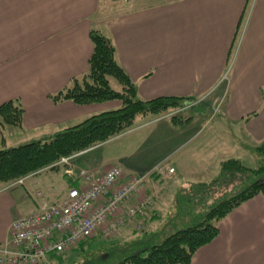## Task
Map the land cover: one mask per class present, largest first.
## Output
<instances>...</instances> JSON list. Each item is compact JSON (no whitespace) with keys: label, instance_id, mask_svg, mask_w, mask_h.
I'll return each mask as SVG.
<instances>
[{"label":"crops","instance_id":"obj_1","mask_svg":"<svg viewBox=\"0 0 264 264\" xmlns=\"http://www.w3.org/2000/svg\"><path fill=\"white\" fill-rule=\"evenodd\" d=\"M93 29L112 42L115 60L140 100L201 102L220 87L226 100L221 112L188 113L192 120L185 124L146 116L137 127L147 130L145 153L137 161L87 157L128 130L81 153L80 169L99 174L120 165L126 180L165 161L174 172L153 174L145 185L158 212L168 209L173 195L167 187L159 191L161 180L175 179L181 186L209 182L221 162L239 159L245 144L263 140L264 0H0V105L17 99L24 109L22 129L6 127L4 140L15 134L27 142L53 136L120 108L117 100L76 105L49 98L88 72ZM67 169L0 185V246L10 240L11 223L35 211L36 193L48 201L65 194L72 185ZM218 228L190 264H264V196L232 210ZM70 258L49 256L47 264H70Z\"/></svg>","mask_w":264,"mask_h":264},{"label":"trees","instance_id":"obj_2","mask_svg":"<svg viewBox=\"0 0 264 264\" xmlns=\"http://www.w3.org/2000/svg\"><path fill=\"white\" fill-rule=\"evenodd\" d=\"M89 37L92 53L88 72L49 98L53 103L71 101L76 105L117 100L121 103L120 108L90 116L53 136L6 147L4 129H22L24 109L17 99L4 102L0 105V185L12 184L29 175L59 170L61 159L70 158L71 161L127 132L138 117H166L174 124H185L191 119L187 115L189 112H185L199 106L194 105L197 100L182 97L140 100L136 86L115 60V49L110 39L96 29L90 31ZM111 81H115L119 89L114 90ZM254 153L261 162L257 168L247 167L240 159L225 160L211 181L180 186L172 195L168 209L156 212L154 205L157 201L144 186V194L151 199L152 206L144 217L141 230L125 226L135 231L136 238L116 251L119 252L117 264H190L196 251L218 235V224L223 218L244 202L258 195L264 196V138L254 148ZM66 165L63 164L64 167ZM70 178L72 186H75L76 176L72 174ZM161 185L162 180L158 184L159 191L162 190ZM132 202L134 200L130 204ZM174 211H177V216H190V223L177 230H167L170 225L165 221ZM155 221L163 223V229L158 233L150 230ZM83 244L85 242L79 246Z\"/></svg>","mask_w":264,"mask_h":264},{"label":"built area","instance_id":"obj_3","mask_svg":"<svg viewBox=\"0 0 264 264\" xmlns=\"http://www.w3.org/2000/svg\"><path fill=\"white\" fill-rule=\"evenodd\" d=\"M69 161L70 158H64L59 164ZM173 172L163 161L147 175L122 180V169L112 165L99 175L80 170L75 186L71 185L65 197L56 203L36 193L35 211L11 223L10 240L0 246V264H47L49 256L58 257L74 250L98 230L103 238L115 235L122 226L141 230L152 206L151 199L144 194L146 180L153 174ZM65 173L73 174L70 169ZM132 200L136 202L130 204Z\"/></svg>","mask_w":264,"mask_h":264},{"label":"rangeland","instance_id":"obj_4","mask_svg":"<svg viewBox=\"0 0 264 264\" xmlns=\"http://www.w3.org/2000/svg\"><path fill=\"white\" fill-rule=\"evenodd\" d=\"M111 86L114 90L119 89V85L115 81H111ZM225 91L226 90L223 89V87H220L219 89L216 90L215 94H213L212 97H208L201 102L196 101L194 105L199 104V106H197L196 108L191 107L185 113L189 112V114L192 115L193 113L196 112L199 113L209 112V110L211 111L215 110L214 113L221 112L226 100ZM214 95H217L215 101H214ZM143 119L144 117H138L135 120V123L132 126V128L127 133L116 138L110 144L100 148L99 150H95L87 157L98 156L97 158H100V156L101 157L121 156V158L123 159H126V157H130L131 161H137L139 157L143 153H145V148H146L144 139L146 138L147 130L145 128L143 129L137 128L138 125H141L142 123L147 121V119L144 120ZM209 135H211V132L207 131L206 134H204L205 139L209 140L210 139ZM9 137L10 136L8 135L7 141L5 140L6 145L8 147L17 146L27 142L25 140V137H22L18 134H15L13 137H10L11 139ZM256 146L257 144H253L252 142L249 141L248 144L244 145L243 151H240L236 154V156H239L240 161L249 168H257L261 163L260 158L254 153V148ZM78 160L79 158L72 159L70 162H68L66 167H64L63 164H61L60 169H63L64 167L65 169L68 168L72 171L71 167H73V169L76 170V173L73 172V174L76 176L77 179L79 178V171L81 170L80 167L76 165L79 164ZM61 173L63 174V171H61ZM90 174L99 175L102 173L97 174L91 172ZM180 186H181L180 183L176 182L175 179L162 180V185H161L162 189L167 187V193H169V190H171L173 194L177 193ZM67 190L64 192L65 193L64 195L62 196L58 195L57 199L52 201L50 200L49 202L56 203L60 201L65 197ZM135 202L136 201L132 202V204H134ZM172 213H173L171 214L172 216L170 215L171 217L165 221L166 225L167 224L170 225L167 226V230H175V229L177 230L183 228L184 226L190 223L189 220L190 216H184V217H181V215L177 216V211H174ZM162 225L163 223H159L157 221L153 222V224L150 226L151 232L152 231L154 232L156 231L155 233L160 232L163 229ZM124 227L125 226L120 227L117 233L109 238H103L98 230L96 233H94V235L91 238H89L87 241H84L85 244L78 246L73 251L66 252L67 254H64V256L71 255L70 260L68 259L70 264H117L119 260V254H118L119 252L117 253L116 251L123 249L125 243L128 244L130 241H133V239L136 238V235H134L135 231L131 230L129 227L128 228L127 227L124 228ZM119 240H122V242H119ZM107 254H110L108 258L107 257H104L105 259L102 258V256Z\"/></svg>","mask_w":264,"mask_h":264}]
</instances>
